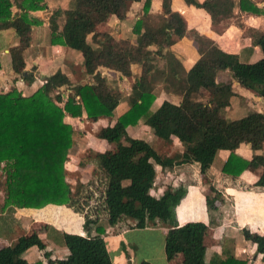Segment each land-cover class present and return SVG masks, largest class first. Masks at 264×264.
I'll use <instances>...</instances> for the list:
<instances>
[{"label":"trees","instance_id":"trees-1","mask_svg":"<svg viewBox=\"0 0 264 264\" xmlns=\"http://www.w3.org/2000/svg\"><path fill=\"white\" fill-rule=\"evenodd\" d=\"M132 1L138 0H70L67 6L47 13L49 42L78 52L81 71L90 75V80L70 83L68 75L56 69L27 95L13 85L0 91V160L10 163L3 206L11 209L65 204L81 212L84 222L97 221L93 235L47 227L46 234L68 250L62 258L28 262L21 256L24 249L32 245L44 247L38 234L30 232L0 246V264H111L101 236L104 224H127L126 219L134 221L131 226L139 227L166 223L164 253H180L181 264H243L233 257L216 262L217 255L204 261V223L189 220L178 224L173 217V208L185 192L183 185L167 186L157 196L150 189L156 175L155 164L170 167L195 161L199 172L205 174L220 148L231 150L222 164L224 172L236 175L243 167L258 166L253 184L264 186L263 156L254 152L249 159H243L233 152L240 142H247L254 150L262 146L264 111L251 110L234 118L220 115L218 109L229 104L234 87L231 81L216 79L219 71L228 70L240 85L264 98V32L251 28L245 33L250 39L249 50L254 45L260 49V56L251 61L218 46L209 35L195 32L190 38L197 57L185 68L169 49L189 34L185 18L171 7V0H161L157 13H149L150 0H143L131 25L134 40L98 29L109 15L124 18ZM183 1L203 9L215 33L224 30L234 6L245 14H264V0L262 5L255 0ZM44 8L45 0H19L14 4L0 0V29L10 27L16 37V43L8 46L11 67L27 82L33 75L24 69L22 51L31 41L32 26L42 23L30 11ZM150 14H158V21H151ZM155 59L163 60L161 67L156 66ZM133 63L139 66L135 75L131 71ZM98 66L129 77L127 93H122L115 80L102 74ZM171 79L177 81L180 99H162L153 106L154 83ZM121 100H125L126 109L96 132L113 146L87 152V157L95 160L98 173L72 187L66 179L64 161L73 143V128L64 116L84 113L95 120L112 114ZM139 120L152 122L155 135L167 141L176 137L182 152L162 155L145 139L130 135L126 127ZM216 195L210 186L205 194L208 211L215 209ZM245 236L255 243L264 261V233L245 232ZM138 264L149 263L142 260Z\"/></svg>","mask_w":264,"mask_h":264},{"label":"crops","instance_id":"crops-1","mask_svg":"<svg viewBox=\"0 0 264 264\" xmlns=\"http://www.w3.org/2000/svg\"><path fill=\"white\" fill-rule=\"evenodd\" d=\"M11 1L14 4L15 1L19 0ZM160 1L150 0L148 12H159ZM255 1L258 5L263 4L262 0ZM45 2L46 8L30 11V14L39 16L42 19V23L32 26L31 41L22 51L24 69L32 71L33 75V78L29 82L20 77L11 67L8 46L16 43L14 31L10 27L0 29V91H5L9 86L13 85L18 90H21L22 94L27 95L42 84L45 76L53 73L56 69H60L68 75L69 63H75V58L70 57L76 56V59L80 63L81 56L78 52L64 45L49 42L47 28L48 14L46 12L49 13V10H51L49 8L51 7L60 6L59 4H62V1L45 0ZM142 3L143 0L130 2L124 18L118 19L114 15H109L101 25H98V29H104L102 28L104 25L106 27L105 30L120 37L130 38L127 36V29L131 30L132 22L137 17ZM171 7L183 15L188 29L192 28L196 32L209 35L218 46L236 52L240 59L251 61L260 56L259 47L254 45L250 51L249 37L242 33L240 27L234 25L235 18H241L243 15H249V19H252L251 24L253 22L255 24L258 21V15L245 14L234 6L233 15L225 20L224 30L220 33H215L210 29L208 16L203 9L186 4L183 0H171ZM12 10H14L13 6ZM259 20H263L262 23H259H261V30L264 32V19ZM183 38L185 36H182L179 42H174L170 48H174L173 46L177 45L180 46L179 43L184 41ZM130 40H134V38ZM185 41L187 43L185 44V48H188V56L181 54L180 51L176 53V56L182 65L188 68L191 62L196 59L197 53L192 45L191 38ZM133 66L137 67L138 65L135 63L131 64L132 74H135L133 73L135 72L132 69ZM97 69L102 74L106 73L104 75L107 78L109 75L117 78L121 76L119 72L105 66H98ZM137 70L139 71V66ZM87 76L91 78L90 75L87 74ZM121 77L126 78L125 76ZM68 79L70 81L69 75ZM216 79L219 82L231 81L234 87V94L230 97L229 104L223 109H218L220 115L226 118L239 117V115H236L238 113L234 111L238 106L237 104L240 105L238 107H240L241 111H264V98L240 85L228 70L220 71V74L218 72ZM180 96V93H175L174 96L155 97L153 106L158 105L162 99L177 102ZM126 107V103L119 102L112 110V114L99 116L95 120H91L84 113L80 116H64V120L71 122L73 128L72 145L75 149L73 150V154L68 152L67 158L64 161V167L67 172L66 179L72 186L73 184L74 186L80 183L83 184L98 173L95 160L88 158L87 152L90 150L105 151L113 146L103 138H99L96 132L100 126L116 118ZM75 121L80 123L85 121L94 124L97 127L93 133L95 140L90 139L91 136L88 138L90 134L82 136L79 140L78 131L80 130L72 124ZM128 128H132V125L126 127L127 132H129ZM162 143L164 145L159 144L160 146L158 147H163V150H160L157 146V148L154 147L162 155L174 156L183 150L181 143L174 136H171L170 140H165ZM168 146L170 147L168 148ZM230 151V149L226 148L218 149L215 158L205 174L199 172L195 161L179 162L170 167H161L155 164L156 175L150 191L157 196L167 186L181 184L185 187L184 195L174 206L176 209L175 220L178 224L189 220H198L204 223L202 243L204 245L203 259L205 262L213 260L217 255L216 262L233 257L236 260H242L243 264H264L261 253L256 251L255 243L250 237L245 236V232L249 234L254 232L264 233V186H255L253 184L257 179L259 167H243L236 175L224 172L222 164ZM233 152L243 159H249L254 152L260 153L264 158V139L262 146L258 149H252L247 142H240L233 149ZM77 172L80 176H76L75 179L71 180L70 177H74L73 173ZM210 186L214 188L217 195L214 200L215 209L208 211L205 194L208 192ZM7 207L3 206V203L0 205V246L10 244L21 234L37 233L44 242V247L38 248L32 245L21 253V256L30 263L35 261L45 263L47 258H62L68 252L62 242L53 240L50 235L46 234L48 226L68 233H87L90 235L96 233L95 225L97 221L95 219L86 223L81 212L74 211L65 204L46 203L40 207L11 206V209H7ZM54 211L55 214L57 213V216L63 217V224L53 218ZM210 218L212 219L211 222ZM133 222L131 219H126V223H129L128 225L123 222L115 225L104 224V232L101 236L106 245L111 264H138L140 261L148 259V256H145V254L130 250L131 247L132 249L137 247V240L143 241V243L147 244L146 246H149L151 240L145 238L144 232H148L146 233L147 235L156 234L157 236L156 247L159 252V264H181L180 253H175L171 256H167L164 253L163 242L164 233L167 228L166 223L154 222L139 227L131 226ZM85 224L86 226H84ZM128 234H130L129 238L131 239L126 241L125 236ZM133 234H141L143 237L140 239L134 238ZM125 243L130 244L128 251L125 249ZM109 249H112L113 256Z\"/></svg>","mask_w":264,"mask_h":264},{"label":"rangeland","instance_id":"rangeland-1","mask_svg":"<svg viewBox=\"0 0 264 264\" xmlns=\"http://www.w3.org/2000/svg\"><path fill=\"white\" fill-rule=\"evenodd\" d=\"M55 2V0H53ZM62 1V4H59L61 7H65L69 4L70 0H61ZM55 7H51L49 9H53ZM48 9V10H49ZM47 14V12H46ZM258 21L254 24H251L252 22V19H249V15H243L241 18L240 17H237L235 18L234 20V25H236L237 27H240V30H242V33H246L248 30H250L251 28L256 30V31H262L261 29V23L263 20H259V19H264V14H258ZM150 20L153 21V22H157L158 21V14H150ZM261 22V23H259ZM226 23V21H225ZM101 28V27H100ZM102 28H106L104 25ZM189 34L185 36L184 41H182L179 45L177 46H173L174 48H170V45L169 46V49L176 55V53H178L179 51L181 52V54L183 55H187L188 56V48L186 47L185 48V44L186 41L185 40H188L190 39V36L192 37V35L196 32L195 30H193L192 28H190L188 30ZM127 36H129L131 38H134V34L131 32V30H128L127 29ZM182 38V37H181ZM180 39V38H179ZM176 40L177 42H179L180 40ZM88 40H90V37L88 35ZM183 45V46H182ZM195 51V50H194ZM177 57V56H176ZM70 58H75V63H69L70 66H69V71L68 69H66L68 71V75L70 77V83L74 82V81H79V82H84V81H88L90 80L89 76H87V74H84L81 69H80V63L78 62V60L76 59V56L74 57H70ZM178 58V57H177ZM76 62H78L76 64ZM193 62V61H192ZM191 62V64H192ZM154 63L156 64L157 67H161L162 66V63H163V60L162 59H155L154 60ZM154 64V65H155ZM138 66H133V70L135 72L133 73H137L138 70H137ZM222 72V71H221ZM106 74V73H104ZM133 74V75H135ZM219 74H220V71H219ZM223 78H226L224 76H222ZM108 78H113L116 82V85H118L120 91L122 93H125V91H128L129 90V81H130V78L129 77H126L125 79L122 78L121 76H119V78L117 77H111V75L108 76ZM218 78H221V77H218ZM177 81L175 80H169L168 82L166 83H162V82H159V81H156L154 83V87H153V91L155 93V97L159 98L161 96H174L175 93H180V88L178 87V85L176 84ZM65 88V87H63ZM21 91V90H20ZM176 97V96H175ZM121 103H126L125 100H121L120 101ZM238 106H240L239 104H237ZM236 107V109H234L235 113H238L236 115H242L244 114L246 111H241L240 107ZM225 107V106H224ZM222 107V109L224 108ZM120 109V108H119ZM243 110H246V109H243ZM223 111V110H222ZM232 116H235V115H232ZM68 123L71 125V122L68 121ZM75 127H77L78 131L79 132V135L80 137H78V139L80 140V138L83 136H88V138H91L92 140H95V137L93 136V133L96 131L95 129L97 128L96 126H94V124L92 123H89V122H78V121H75V123H72ZM154 124L152 122H143L142 120H139L135 125H132V128H128L129 130V134L130 135H134V136H138V137H141V138H144L146 141H148L153 147L157 148L158 146H160L159 144H162L164 145L162 142L165 141V139L157 136V135H154L155 133L153 132V129H154ZM72 127V126H71ZM77 131V130H76ZM81 134V135H80ZM171 145V143H169ZM168 145V143H167ZM157 146V147H156ZM170 146H168L169 148ZM160 150H163V147H158ZM75 148L73 147H70V149L68 150V152L71 154H73V150ZM9 161L8 160H5V159H2L0 160V205L3 203L4 201V197H5V192L7 190V182H8V177H7V174L9 172V168H10V165H9ZM74 177H70L71 180L75 179L76 176H80V174L77 172V173H73ZM94 178V177H93ZM74 182V181H73ZM72 186V184H70ZM74 186V184H73ZM72 186V187H73ZM184 187V186H183ZM185 188V187H184ZM185 193V192H184ZM176 216V209L175 207L173 208V217L175 218ZM53 218L56 220V221H59V222H62L63 224V217L61 216H57V213L55 214V211L53 213ZM86 226V224L84 225ZM145 233V238L146 239H149L151 240L149 246H146L147 244L146 243H143V241H140V240H137L138 244H137V247L135 249H131L130 250H133L137 253H140V254H145V256H148V259H145L149 264H159L160 262V259H159V252H158V248L156 247L157 245V236L156 234H146L148 232H144ZM129 235L128 234L127 236H125V240L126 241H129L131 238H129ZM132 235V234H131ZM133 237L134 238H142L143 235L139 234H133ZM55 240V239H53ZM129 246L130 244L129 243H125V249L128 251L129 250ZM106 247V245H105ZM107 250V249H106ZM110 250V253L112 254V256L114 255L112 249H109ZM110 258V257H109Z\"/></svg>","mask_w":264,"mask_h":264}]
</instances>
